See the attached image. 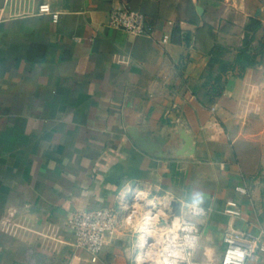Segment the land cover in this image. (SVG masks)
<instances>
[{
  "label": "crops",
  "instance_id": "0c3cea01",
  "mask_svg": "<svg viewBox=\"0 0 264 264\" xmlns=\"http://www.w3.org/2000/svg\"><path fill=\"white\" fill-rule=\"evenodd\" d=\"M43 2L58 22L38 14ZM118 7L145 14L149 35L110 27ZM263 33L262 0H0V264H135L122 219L97 262L69 227L76 210L118 208L128 184L201 195L210 213L198 220V261L222 256L231 225L264 232L251 190L263 152L240 116L263 79ZM126 116L154 132L187 120L195 157L144 153Z\"/></svg>",
  "mask_w": 264,
  "mask_h": 264
},
{
  "label": "built area",
  "instance_id": "2783aa9c",
  "mask_svg": "<svg viewBox=\"0 0 264 264\" xmlns=\"http://www.w3.org/2000/svg\"><path fill=\"white\" fill-rule=\"evenodd\" d=\"M37 12L40 15H51L54 22H58L60 18V13L53 11L47 2L39 4ZM109 26L134 36L149 35L145 14L127 7H118L111 12ZM170 39V34L166 33L161 43L168 44ZM253 100L250 93L242 103L240 116L243 119L247 118L250 112L258 111L256 103L254 107H250ZM215 126L219 127L218 124ZM236 191L246 194L247 188L237 186ZM117 202L118 208L106 206L79 209L69 218L75 247L86 251L92 262L99 260L107 238L118 230L121 219L136 236L138 253L135 256V264L152 261L164 264L166 259L170 264H255L259 254L264 251V232L253 234L231 225L225 229L222 236L225 244L222 256L217 258L212 252L205 250L203 259L198 261L195 259L201 241L198 220L209 215V208L200 203L193 209L191 201L172 192L161 193L158 188L144 190L134 184L126 185L119 192ZM236 207V202L228 201L225 213L230 216L239 215ZM177 223L180 227L173 231ZM173 236L178 237L174 244ZM173 252H179L180 255L173 256Z\"/></svg>",
  "mask_w": 264,
  "mask_h": 264
},
{
  "label": "water",
  "instance_id": "95a60500",
  "mask_svg": "<svg viewBox=\"0 0 264 264\" xmlns=\"http://www.w3.org/2000/svg\"><path fill=\"white\" fill-rule=\"evenodd\" d=\"M126 119L127 133L135 146L144 153L159 159L194 158L197 134L187 120L176 122L170 129L154 132L143 116Z\"/></svg>",
  "mask_w": 264,
  "mask_h": 264
},
{
  "label": "rangeland",
  "instance_id": "374dc122",
  "mask_svg": "<svg viewBox=\"0 0 264 264\" xmlns=\"http://www.w3.org/2000/svg\"><path fill=\"white\" fill-rule=\"evenodd\" d=\"M262 2L264 3V0H262ZM262 40L264 41V33ZM260 55V67L261 69H264V50H261ZM262 73L263 79L259 83L260 89L258 91V94L254 95L253 97L256 106H258V111L250 112V114L248 115L251 120L249 122L247 121V130L249 135H252L256 140H258V142L261 143L258 148L260 147V150H262L263 152V164L261 165V169H259V174H257L256 180L252 185L251 190L253 192L256 209L260 215V218L262 220L261 222L263 223L264 227V70L262 71ZM146 264L160 263L152 261Z\"/></svg>",
  "mask_w": 264,
  "mask_h": 264
},
{
  "label": "clouds",
  "instance_id": "9594fccd",
  "mask_svg": "<svg viewBox=\"0 0 264 264\" xmlns=\"http://www.w3.org/2000/svg\"><path fill=\"white\" fill-rule=\"evenodd\" d=\"M201 201H202V197H201V195H200L199 193L194 194V195L192 196V198H191V207H192L193 209H196L197 206L201 203ZM179 227H180V225H179V223H177V224L175 225V228L173 229V231H175V229H176V228H179ZM185 231H187V229H185ZM177 239H178V237L173 236V238H172V242H173V244L175 243V241H176ZM185 239L187 240V237H186ZM153 247H155V245H153ZM165 251H167V249H165ZM172 255H173V256H179L180 253H179V252H173ZM240 255L242 256V254H240ZM149 256H151V253H149ZM164 264H170V262L166 259V260L164 261Z\"/></svg>",
  "mask_w": 264,
  "mask_h": 264
},
{
  "label": "trees",
  "instance_id": "16d2710c",
  "mask_svg": "<svg viewBox=\"0 0 264 264\" xmlns=\"http://www.w3.org/2000/svg\"><path fill=\"white\" fill-rule=\"evenodd\" d=\"M253 23H254V24H258V25H260V22L257 21V20H253ZM247 43H248V42H247ZM259 48H261V50H264V41L261 42ZM243 55H244V51H242L240 58H242ZM250 60H251V58L248 57V58L246 59L247 64H246V62H245V64L248 65L249 62H250ZM246 65H245L244 68H246Z\"/></svg>",
  "mask_w": 264,
  "mask_h": 264
},
{
  "label": "bare ground",
  "instance_id": "6f19581e",
  "mask_svg": "<svg viewBox=\"0 0 264 264\" xmlns=\"http://www.w3.org/2000/svg\"><path fill=\"white\" fill-rule=\"evenodd\" d=\"M142 260H143V261L145 260L144 256L142 257Z\"/></svg>",
  "mask_w": 264,
  "mask_h": 264
}]
</instances>
